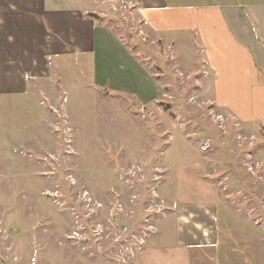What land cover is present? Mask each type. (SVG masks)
Here are the masks:
<instances>
[{"label":"rangeland","instance_id":"rangeland-1","mask_svg":"<svg viewBox=\"0 0 264 264\" xmlns=\"http://www.w3.org/2000/svg\"><path fill=\"white\" fill-rule=\"evenodd\" d=\"M57 1L114 44L99 33L107 53L53 59L49 85L0 96V264H140L173 239L185 163L201 164L218 195V245L192 264H264V125L214 108L235 101L198 33L163 29L131 0ZM148 80L155 99L140 102Z\"/></svg>","mask_w":264,"mask_h":264},{"label":"crops","instance_id":"crops-1","mask_svg":"<svg viewBox=\"0 0 264 264\" xmlns=\"http://www.w3.org/2000/svg\"><path fill=\"white\" fill-rule=\"evenodd\" d=\"M131 1L151 21L160 18L163 29L177 26L196 31L207 71L210 68L215 73L220 94L231 95L235 101L212 99L214 108L243 122L264 125V1L194 0L179 6L175 0ZM57 3L0 0V96L26 94L35 83L49 85L56 73L53 59L107 53L99 46V33L101 39L114 44L108 31L99 28L82 8ZM119 52V59L124 60L118 48ZM128 64L115 62L118 69ZM111 79L113 92L119 87L114 76ZM148 81L149 92L137 97L140 102L155 99ZM201 166L185 163L175 169V202L170 203L176 210L173 239L164 246L144 249L140 264H192L194 254L216 249L218 195L216 186L202 176Z\"/></svg>","mask_w":264,"mask_h":264},{"label":"built area","instance_id":"built-area-1","mask_svg":"<svg viewBox=\"0 0 264 264\" xmlns=\"http://www.w3.org/2000/svg\"><path fill=\"white\" fill-rule=\"evenodd\" d=\"M201 51L203 52L204 50H203V49H201ZM232 119H234V117H233Z\"/></svg>","mask_w":264,"mask_h":264}]
</instances>
